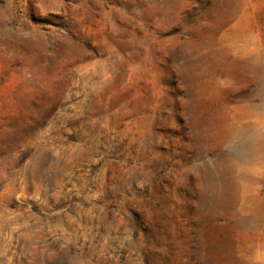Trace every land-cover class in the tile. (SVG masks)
<instances>
[{
	"label": "rangeland",
	"instance_id": "374dc122",
	"mask_svg": "<svg viewBox=\"0 0 264 264\" xmlns=\"http://www.w3.org/2000/svg\"><path fill=\"white\" fill-rule=\"evenodd\" d=\"M0 264H264V0H0Z\"/></svg>",
	"mask_w": 264,
	"mask_h": 264
},
{
	"label": "bare ground",
	"instance_id": "6f19581e",
	"mask_svg": "<svg viewBox=\"0 0 264 264\" xmlns=\"http://www.w3.org/2000/svg\"><path fill=\"white\" fill-rule=\"evenodd\" d=\"M237 148H238V147H237ZM239 152L242 153V150H240ZM243 153H244V152H243ZM253 154H254V153H253ZM242 155H243V154H241V156H242ZM245 155H246V153H245ZM241 159H242V158H241Z\"/></svg>",
	"mask_w": 264,
	"mask_h": 264
}]
</instances>
